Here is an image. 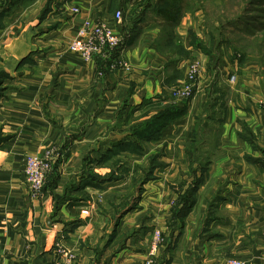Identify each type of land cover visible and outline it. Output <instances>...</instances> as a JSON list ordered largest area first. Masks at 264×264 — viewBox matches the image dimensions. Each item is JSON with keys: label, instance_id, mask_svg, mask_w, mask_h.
<instances>
[{"label": "crops", "instance_id": "obj_1", "mask_svg": "<svg viewBox=\"0 0 264 264\" xmlns=\"http://www.w3.org/2000/svg\"><path fill=\"white\" fill-rule=\"evenodd\" d=\"M134 3L34 0L7 15L0 9V73L7 76L0 97V264H63L56 243L73 254V264H145L155 231L163 236L156 264H264V75L235 62L219 69L221 60L201 42L196 12L175 28L188 57L166 70L170 57L156 50L159 22L152 16L126 42L143 8ZM84 20L106 24L121 47L81 60L69 43ZM116 59L130 69L111 70ZM195 59L202 72L193 98L173 102L172 88ZM169 105L186 112L159 140L107 155L129 144L143 116ZM50 148L57 151L54 169L33 199L25 159ZM152 158L158 168L140 190L136 181ZM195 179L201 182L182 221L179 196Z\"/></svg>", "mask_w": 264, "mask_h": 264}, {"label": "trees", "instance_id": "obj_2", "mask_svg": "<svg viewBox=\"0 0 264 264\" xmlns=\"http://www.w3.org/2000/svg\"><path fill=\"white\" fill-rule=\"evenodd\" d=\"M33 1L34 0H0V9H3L2 15L9 14L12 11V9H14L19 5V3L26 5L25 3L29 4ZM129 1L130 2L135 1L134 4L136 3L143 4V8L137 20L132 21L130 23L129 28L126 29L128 35V37H126L127 38L126 42L130 45L135 39V36L137 35L138 25L145 23L147 21L148 16H152L155 21L159 22V34L155 40L156 50L162 55L170 57V61L165 65V69L166 70L174 69L181 57H188V53L183 49V47L180 44L176 43L177 36L175 34V28L179 25L180 21L186 14H193V12L196 11V10L193 11L194 8L190 4V0H129ZM262 1L263 0H245L246 5L243 10V12L245 13L244 18L245 16L246 17L248 16L246 14L250 12H254V10H249L248 7H251L252 9L255 8L256 13H258V7L262 5L263 3ZM262 14L264 15V11ZM244 18L242 16L241 18L235 20L236 22L233 24L236 25L237 23L240 22L246 24V22H248V24L252 25L253 29H255V31L251 30L249 32L250 34H252L253 36L255 32H260L261 34H264V22H263L264 16L263 19L254 17V18L245 19V21ZM259 40L260 38L257 41ZM261 40H263L264 43V36L262 37ZM197 47H199L200 50L204 51V53L207 52L206 50H204L205 47L203 48L201 43H199ZM257 48L259 49V45L257 46ZM219 49H220V43L215 48L216 52L219 53ZM262 56L264 58V53L262 54ZM239 59L240 60L243 59V56H239ZM220 60L221 58H218V63ZM258 61L260 66L261 65L264 66V63L261 60ZM241 63L242 62H240L239 64L241 65ZM5 78H7V76L0 73V97H2L5 92V88H2V83ZM216 78H218V73L215 75V80H217ZM185 112H186L185 106H183L182 108H178L173 105H169L167 107L157 110L152 115L143 116L142 121L138 125H134L131 127L129 131L130 135L127 138L129 144L126 147L122 146L123 143L113 146V148L107 152L108 153L107 155L113 157L117 153L125 152V150L136 151V152L140 151L141 143L144 142L154 143L157 140H159L162 131L171 122L182 117L185 114ZM157 168L158 167L157 164L155 163V159L153 158L150 159L147 171L143 173V176L139 180L136 181V183L139 185L140 190L143 185H145L148 181L152 179L153 173ZM53 169L54 166L52 168V171ZM110 179L112 178L110 177ZM200 182H201L200 179L193 180L189 185V187L187 188L186 192L183 195L179 196L181 207L176 214V217L178 219L183 221L184 218L187 216V214L191 211L195 201L194 195L195 192L197 191V187L200 184ZM129 209L130 208L124 211L121 215L127 213ZM120 216L118 217V219L120 218Z\"/></svg>", "mask_w": 264, "mask_h": 264}, {"label": "built area", "instance_id": "obj_3", "mask_svg": "<svg viewBox=\"0 0 264 264\" xmlns=\"http://www.w3.org/2000/svg\"><path fill=\"white\" fill-rule=\"evenodd\" d=\"M74 14H78V9H72ZM115 21L122 19L121 13L116 12ZM122 44V38L118 36L110 27L104 23L84 20L78 29L75 38L69 43V50L78 55L81 60L88 62L95 57L107 58L117 51ZM111 70H129L130 66L122 60H113L109 66ZM202 72V64L199 60L190 61L185 67L184 80L170 92V99L173 102L190 101L195 93L198 78ZM230 84L235 82V76H229ZM259 106L264 109V101L259 102ZM57 157L55 148L48 149L41 156H28L25 159L24 178L30 197L38 199L45 186L46 179L51 173ZM163 240L161 233L155 231L152 234L148 248L145 264H156V256ZM57 255L63 259V264H73V254L66 250L60 243L55 244ZM228 264H244L239 260H229Z\"/></svg>", "mask_w": 264, "mask_h": 264}, {"label": "rangeland", "instance_id": "obj_4", "mask_svg": "<svg viewBox=\"0 0 264 264\" xmlns=\"http://www.w3.org/2000/svg\"><path fill=\"white\" fill-rule=\"evenodd\" d=\"M262 2V5L258 7V13H256L255 8L248 7L249 10H254V12L246 14L248 16L244 18L245 0H190V4L194 8L193 11L196 10L195 12L199 14V20L202 24V38H204L201 42L204 46L207 45V47L215 51L214 59L216 62H218V58H221L219 69L223 62L226 65H231V63L235 62V66L238 67L253 65L258 68V73L264 75V66H260L258 61L261 60L264 63L262 56L264 43L261 40L264 34L260 32H255L254 36L250 34L249 32L251 30L255 31V29L248 22L246 24L243 22L236 25L233 24L236 22L235 20L242 16L244 21L254 17L263 19L264 0ZM259 38L260 40L257 41ZM219 43L220 49L218 53L215 48ZM258 45L259 49L257 48ZM239 56H243V59L240 60ZM240 62H242L241 65L239 64ZM214 70H217V68ZM217 72L218 77H220L219 71H216L215 74ZM213 80H215V76H213ZM161 237L163 240L162 234Z\"/></svg>", "mask_w": 264, "mask_h": 264}]
</instances>
